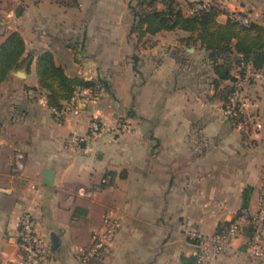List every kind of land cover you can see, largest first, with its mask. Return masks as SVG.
Masks as SVG:
<instances>
[{
    "label": "crops",
    "instance_id": "crops-1",
    "mask_svg": "<svg viewBox=\"0 0 264 264\" xmlns=\"http://www.w3.org/2000/svg\"><path fill=\"white\" fill-rule=\"evenodd\" d=\"M178 1L185 10L189 2H213L264 24V0ZM132 2L0 0V43L19 31L26 55H35L30 70L12 71L0 85V264L22 257L27 208L46 240L49 264H82L107 211L121 228L93 264H190L198 249L191 232L210 236L232 221L247 186L253 187L248 208L257 210L264 82L246 85V118L233 122L219 97L227 81L215 84L206 49L183 41L189 35L183 30L138 38L130 31ZM46 50L69 76L102 79L107 89L78 90L79 111L57 115L36 73V56ZM94 119L114 131L72 143L71 134H89ZM122 124L126 130H118ZM47 169L54 170L52 185L44 181ZM246 243L243 233L218 264H264Z\"/></svg>",
    "mask_w": 264,
    "mask_h": 264
},
{
    "label": "trees",
    "instance_id": "trees-1",
    "mask_svg": "<svg viewBox=\"0 0 264 264\" xmlns=\"http://www.w3.org/2000/svg\"><path fill=\"white\" fill-rule=\"evenodd\" d=\"M134 1L135 3L130 4L135 16L130 31L135 32L138 38L153 36L162 31L183 30L189 33L188 37L182 38L183 41H199L206 49L207 59L217 75L215 84L219 86L221 82L227 81L219 96L223 101V110L227 108L238 81L246 77L248 64L255 70L264 71V24L251 19L249 24H244L234 16H247L246 14L230 12L213 2H189L191 12L188 14L178 0ZM204 3L208 5L197 8V5ZM223 13L227 15V19L221 22L218 17ZM34 59L33 54L26 55V41L22 34L19 31L10 32L0 43V85L12 71L23 67L30 70ZM36 73L40 88L46 92L48 105L56 110H61L80 89L90 88L100 92L102 88L108 87L107 82L102 79L86 80L83 77L69 76L65 68L56 62L50 50L36 56ZM253 81L255 80L251 79L249 83ZM229 119L238 123L245 118ZM252 191V186L244 189L239 214L249 207ZM233 220L221 225L217 233L228 227ZM253 231L252 222L243 225L240 235L244 233L247 236V247ZM195 259L196 255L190 264Z\"/></svg>",
    "mask_w": 264,
    "mask_h": 264
},
{
    "label": "built area",
    "instance_id": "built-area-1",
    "mask_svg": "<svg viewBox=\"0 0 264 264\" xmlns=\"http://www.w3.org/2000/svg\"><path fill=\"white\" fill-rule=\"evenodd\" d=\"M206 5H208V3L200 4L197 5V8L205 7ZM234 16L244 24H249L251 21L247 16H240L238 14ZM251 79L264 82V71L255 70L251 64H248L246 77L238 81L234 94L230 97V102L224 110V114L227 118H233L234 120L246 118V114L243 112L241 106V97L245 85L248 84ZM94 93H96V91H94ZM76 102L74 96L61 110H53L57 115H62L67 111L78 112L79 105ZM257 126L260 127L261 124ZM90 129L89 134L85 136L73 132L70 136L71 142L76 143L89 139L91 136H96L102 131H114L113 128L104 125L96 119L91 121ZM126 129V124H122L121 127H118V130ZM23 166V154H18L15 160V169L20 170ZM249 222L253 223L254 231L248 243V253L253 258H264V184L262 186V198L257 210L251 211L249 208L244 209L241 214L237 215L233 222L220 233L206 236L191 232L190 238L198 240L196 243L198 247L195 254L196 259L192 264H218L220 254L230 248L233 240L240 236L243 225ZM120 228V220L112 211H107L103 217L102 226L93 233L92 244L82 253V264H93L106 246L114 239ZM20 247L22 257L16 264H49L50 256L46 240L44 236L37 231L34 214L29 208L25 209L21 217Z\"/></svg>",
    "mask_w": 264,
    "mask_h": 264
},
{
    "label": "water",
    "instance_id": "water-1",
    "mask_svg": "<svg viewBox=\"0 0 264 264\" xmlns=\"http://www.w3.org/2000/svg\"><path fill=\"white\" fill-rule=\"evenodd\" d=\"M13 73L17 75H23L24 71L22 69H19V70L13 71ZM53 175H54V170L52 169L45 170V180L44 181L46 184H50V185L53 184L54 182Z\"/></svg>",
    "mask_w": 264,
    "mask_h": 264
},
{
    "label": "rangeland",
    "instance_id": "rangeland-1",
    "mask_svg": "<svg viewBox=\"0 0 264 264\" xmlns=\"http://www.w3.org/2000/svg\"><path fill=\"white\" fill-rule=\"evenodd\" d=\"M186 11H188L189 12V9H187ZM60 59H61V54H59V56H58V61H60ZM246 85H248V84H246ZM246 85H245V87H246ZM245 87H244V89H245ZM245 114L247 115V112H245ZM234 241V240H233ZM233 243V242H232Z\"/></svg>",
    "mask_w": 264,
    "mask_h": 264
}]
</instances>
